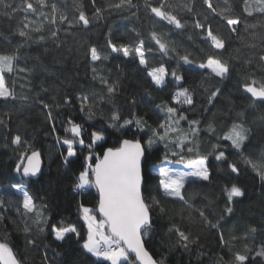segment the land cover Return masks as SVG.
<instances>
[{"label":"snow or ice","instance_id":"6c2138e0","mask_svg":"<svg viewBox=\"0 0 264 264\" xmlns=\"http://www.w3.org/2000/svg\"><path fill=\"white\" fill-rule=\"evenodd\" d=\"M241 3L244 15L235 14L233 0H221L215 5L213 0H200L201 12L194 11L195 0H144V8L158 22L170 26L168 32L158 34L151 30L149 39L154 43L145 47L143 38L135 44L123 43L119 38L114 41L109 27L102 45L84 41L90 78L57 84L60 77L53 67L43 62L29 66L24 59L27 53L22 50L40 45L42 52L36 49L38 54L31 57L40 61L49 51V42L57 49L65 43L61 32L76 36L90 31L93 22L106 19L105 13L111 15L112 10L137 16L132 9L139 6L132 0H71L70 6L68 0L62 4L60 0H0V108L4 109L0 112V136L5 141L3 147L10 148L16 156L10 170L0 174V225L6 227L5 222L10 221L16 226L23 233L26 251L43 248L42 264H56L48 255L51 245L42 239L48 237L63 250L66 258L60 264H164V259H154L147 251L145 237L159 220L178 216L180 223L167 227V232L176 238L173 247L190 250V246L199 243L192 228L202 226L216 230L218 244L229 256L228 260L219 256L215 264H264V239L252 246L257 242V233H264V224L249 225L239 235L232 231L227 239L221 231L227 226L222 221L230 223L236 205L244 202L243 178L251 173L264 186V111H258L264 109V31L249 33V29L258 26L264 29V0ZM257 13L255 23L245 18ZM199 15H203V20L197 18ZM189 26L192 32L187 33V39L192 40L194 33L200 40L196 46L203 55L199 58L187 48L181 53L178 47L182 45L163 38L170 32L185 35ZM132 31L140 37L135 28ZM237 41L239 45L235 46ZM245 48H259L260 53H244ZM113 59L118 61L116 68L130 59L145 71L154 88H145L144 96L151 98L153 91L170 88L168 98L139 111L137 98L125 92L122 77L104 74V62ZM150 59H174L175 64L161 63L149 69ZM54 60L61 63L58 58ZM248 65H254L260 75ZM37 69L45 75L32 95L33 73ZM192 69L196 70L193 76L199 79L198 85L189 83L187 73ZM205 75L219 81L235 79L242 93L245 107L236 111L226 130L218 132L217 124L204 115L222 95L219 87L209 91ZM48 77L51 80L45 86ZM121 98L124 108L117 102ZM33 106L43 115L46 133L59 151L63 168L71 172L78 156L87 152L85 163L72 182L73 191L83 196L94 188L98 204L94 209L78 203L80 226L63 217L55 218L49 189L34 187L44 175L42 153L29 142L34 137L20 132L22 120L13 123L14 117ZM249 109L253 111L248 112ZM97 114L101 121L98 124L93 123ZM109 129L131 138L120 140L119 147L106 148ZM202 134L209 140L210 150L205 152L201 151ZM213 139L215 143L211 142ZM153 157L161 163L150 167ZM221 179L222 201L205 193L197 204V193L186 191L187 186L206 188ZM80 227L86 230L83 237ZM236 241L243 242L242 250L232 251ZM73 242L79 257L73 255ZM60 255L53 253L54 257ZM203 255L197 253L198 258ZM0 264L27 261L23 255L18 257L8 243L0 242Z\"/></svg>","mask_w":264,"mask_h":264},{"label":"trees","instance_id":"16d2710c","mask_svg":"<svg viewBox=\"0 0 264 264\" xmlns=\"http://www.w3.org/2000/svg\"><path fill=\"white\" fill-rule=\"evenodd\" d=\"M134 4H137L139 7L132 9L133 12L137 13V16H132L129 11H119L112 10L111 15L105 13L106 19H101L95 21L90 25V31L82 32L80 35L76 36H65L63 32L60 34L61 40L65 43L60 47L56 48L55 44L49 42L46 46L48 47V53L40 57V61L32 59L31 57L37 55L36 49H40L42 52V47L40 45H32L29 49H24L22 52L27 53V56L24 58L27 60L29 66L43 62L48 64L50 67H53L57 71L60 80L56 81L57 84L60 81L67 83L68 80H87L91 76L90 68L86 67L88 61L84 56V50L87 47V44H84V41H87L88 44L97 43L102 45L104 43L105 36L107 35V29L112 28L113 39L119 38L123 43L135 44L140 38L144 39L145 47L149 43H154L150 41V31L154 30L158 34L168 32L170 26H165L163 22H158V18L153 17L149 11L144 8V0H132ZM154 3H157L158 0H153ZM221 0H213L214 5L220 3ZM60 3H63V0H60ZM70 6L71 0H68ZM233 5L236 15H244L242 13V3L241 0H233ZM194 11L201 12L200 0H195ZM69 13L71 14V9L69 7ZM22 16V13L18 14ZM187 15V14H185ZM259 14H254L253 17H245L251 23H255V17ZM197 18L203 20V15H199ZM217 19H219L217 17ZM48 25H45L47 30ZM135 28L136 31L140 32V37L136 36V32H133L132 29ZM217 26L213 25V30L216 31ZM75 32L76 30L73 29ZM264 31L260 26L255 29H249V33H260ZM192 29L189 26L185 30V35H177L176 32H170L167 36L163 38L167 41L169 38L177 43V45H182L178 47V51L183 53L184 49L187 48L189 52L193 54L194 57L199 58L203 55L199 51V48L196 46L200 43L198 37L193 33V39H187V33H191ZM221 34H224L223 29H221ZM259 43V41H257ZM81 44L84 46L81 47ZM239 45V41L236 42L235 46ZM71 49V51H69ZM104 51H108L104 49ZM231 52V49H229ZM244 53H260V49H243ZM174 55V54H173ZM54 58H58L61 63L56 64ZM24 59L21 60V64L24 63ZM122 60L124 58L121 57ZM118 63L116 59L111 61H105L103 66V72L105 75H108L110 78H115V76L120 75L122 77V86L126 93L135 94L139 111H143L149 104L159 103L161 100H166L168 98L169 92L172 89H165L162 92L153 91L152 97L148 98L144 96L145 88H154L150 84V77L146 76V73L143 69L139 68L137 63L133 60H125L124 63L120 65V68L123 69L121 73L120 68H116L115 65ZM163 63L165 66L175 64V60L168 61L165 60H149V69L151 67L160 66ZM232 63H237L232 61ZM246 67H251L253 71L256 72L257 76L260 75L259 71L255 68L254 65H248ZM181 71H184L182 68ZM195 69L188 72L189 83L195 82L196 85L199 84V79L193 76ZM87 73V75H85ZM37 69L33 73V92L38 87V82L44 76ZM209 91L214 88L219 87L221 89L222 95L218 97V102L216 106L209 110V112L204 115L209 120H213L218 126V132L226 130L230 125L231 121L235 119L236 111L245 107V101L241 99L242 93L238 91L236 86V80L230 79L225 81H219L215 78L204 77ZM51 80V77H48L45 80V86H48V81ZM81 87V85H76ZM187 86V85H186ZM17 90L19 91V85H17ZM118 104L124 108V99L121 98L118 101ZM19 107V105H17ZM4 109L0 108V112H3ZM252 109H249L248 112H252ZM258 111H264V109H258ZM215 113V116L212 113ZM98 118L93 123H100L99 114ZM105 116H107V109L105 110ZM203 119V117H201ZM17 119L22 120L19 124V130L26 137H34L30 139L29 142L32 143L35 147H38L41 150L42 157L44 160V175L40 182H38L34 187L39 188L41 185L45 189H49L52 207L51 212L55 218L63 217L66 221L76 223L78 226L82 224V221L79 219L77 212L78 203L82 202L87 207L96 208L98 204V194L95 189H91L87 195L78 196L73 191V180L76 178V174L81 170V166L84 165V156L87 155V152L78 156L75 165L72 168V171L69 172L68 169L63 168L61 165V158L57 147H54V141L50 135L46 133L47 125L44 123V118L41 112L35 107L26 108L24 112L19 114V117H14L13 123L17 122ZM251 123V121H248ZM15 131V129H13ZM107 140L105 142V147H119V141L122 139L131 138L129 135H124L121 132L108 130ZM215 143L213 139L211 141ZM256 143L259 142L257 138ZM5 143L2 136H0V174L6 173L10 170L11 166L16 160L15 154L11 151L10 148L3 147ZM264 147V145H262ZM209 149V140L207 136L202 134L201 139V151L205 152ZM257 152L259 149L256 150ZM102 157L103 153L100 152ZM159 160H156L154 157L151 160L150 167L152 164H160ZM216 176H223V173L214 172ZM245 181V190L246 196L242 204L236 205V212L231 222L222 221V224H227L226 227H222L221 231L225 233V238L227 239L229 233L235 231L236 234L244 232L249 225L259 227L261 224H264V186H261L258 180L253 179V174L249 173L244 178ZM224 181L218 180L212 185L201 188L198 185H190L186 187V191L191 193L195 191L197 193L195 197V203L203 198V194L207 193L209 197H215L218 201L223 200V193L221 191ZM50 186V187H49ZM2 187V185H0ZM169 207H172L169 205ZM10 214L12 219L15 220L16 216L12 213L10 209ZM180 223L178 216H173L172 219L164 218L158 221V226L149 234L148 237H145V243L147 250L151 253L155 259L160 260L164 259V264H215V261L218 260L219 256L224 255L225 260L229 259L228 255H225L226 250L222 249L218 244V237L216 235V230L204 229L202 226H193L192 231L194 236L199 237V243L196 245L190 246V250L184 251L180 248L173 247L172 245L175 242V236L167 232V227L173 223ZM6 227L0 225V242H6L16 253L18 257L23 255L26 258L27 264H42V256L44 249H28L25 250L23 245V233L17 230V227L14 226L10 221H6ZM81 236L83 237L86 234L84 227H80ZM45 244L51 245L47 248L48 255L50 259H54L56 264H60V261L64 260L66 257L62 249L56 247V245L48 237H42ZM260 239H264V233H257V242L252 246H258ZM251 243V242H250ZM70 247L74 250L73 255L79 257V251L77 250V245L73 242ZM243 242L236 241L235 247L232 251L238 249L242 250ZM54 252H60L61 255L54 257ZM197 253H204L202 258H198ZM107 264V262H104Z\"/></svg>","mask_w":264,"mask_h":264},{"label":"water","instance_id":"95a60500","mask_svg":"<svg viewBox=\"0 0 264 264\" xmlns=\"http://www.w3.org/2000/svg\"><path fill=\"white\" fill-rule=\"evenodd\" d=\"M102 158V157H101ZM43 167H44V165H43ZM145 248L147 249V247H146V243H145ZM148 251V250H147ZM149 252V251H148ZM151 254V253H150ZM152 255V254H151ZM153 256V255H152ZM153 258H154V256H153ZM155 259V258H154Z\"/></svg>","mask_w":264,"mask_h":264},{"label":"rangeland","instance_id":"374dc122","mask_svg":"<svg viewBox=\"0 0 264 264\" xmlns=\"http://www.w3.org/2000/svg\"><path fill=\"white\" fill-rule=\"evenodd\" d=\"M173 166H176V167H182V166H180V165H175V164H174Z\"/></svg>","mask_w":264,"mask_h":264}]
</instances>
